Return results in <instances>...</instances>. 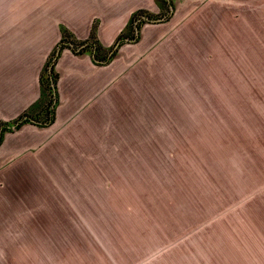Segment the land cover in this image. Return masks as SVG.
Segmentation results:
<instances>
[{
	"label": "rangeland",
	"instance_id": "obj_1",
	"mask_svg": "<svg viewBox=\"0 0 264 264\" xmlns=\"http://www.w3.org/2000/svg\"><path fill=\"white\" fill-rule=\"evenodd\" d=\"M224 1L136 58L97 162H0V264H264V0Z\"/></svg>",
	"mask_w": 264,
	"mask_h": 264
},
{
	"label": "crops",
	"instance_id": "obj_2",
	"mask_svg": "<svg viewBox=\"0 0 264 264\" xmlns=\"http://www.w3.org/2000/svg\"><path fill=\"white\" fill-rule=\"evenodd\" d=\"M171 1L175 9L168 20L145 21L139 33L134 26L126 30L123 44L112 56L133 14L139 10L157 17L164 14L157 0H0V22L4 23L0 28L4 40L0 45V122L17 120L40 98V74L62 37L60 26L84 46L89 44L86 50L64 48L55 63L58 102L53 122L29 121L9 128L0 142V162H97V126L104 118L100 112L105 108L111 112L106 117L112 118L114 102L128 106L130 96L145 94L134 90L135 85L140 88L146 72V65L135 62L136 58L152 53L158 63L163 53L174 54L183 46L177 42L178 33L189 34L197 8L220 2Z\"/></svg>",
	"mask_w": 264,
	"mask_h": 264
},
{
	"label": "trees",
	"instance_id": "obj_3",
	"mask_svg": "<svg viewBox=\"0 0 264 264\" xmlns=\"http://www.w3.org/2000/svg\"><path fill=\"white\" fill-rule=\"evenodd\" d=\"M157 1L159 2V4L162 5L163 11H164L166 9L165 8V0H157ZM142 14H145V15L150 16V17H155V16H153V14L147 12L146 10H139L138 12L133 14V16L129 20L125 30H123L121 32V34L119 35V38H123V36L126 34V30L131 31L134 18L136 16L142 15ZM142 23H144V21ZM142 23L139 24V26H141ZM60 29H61L62 37H61L58 45L56 46V47H59V50L57 52V48H54L53 51L49 54L47 61H46L45 65L41 71V74H40L41 96L37 100V102H35L31 107H29L27 110H25L23 112V114L21 116H19V118L17 120L12 121V123L18 122L17 127H19L23 123L29 122L30 119H34L35 123H43V122L52 123L54 120V108L50 109V107L53 104V100H54V92L53 91L55 90V92H56V82H57L58 75L55 71V64L53 65V67L51 69V73L48 71V65L54 56H57V58H58V56H60V54L64 48H69V46L66 45L65 42L71 41L73 43V45H75V47L83 43V41H79V40L75 39L72 36V34L70 33V31L67 28H65L64 26H60ZM95 29H96V23L93 24V28L91 31V37L95 36ZM71 49L73 51L76 50L75 48H71ZM86 49H87V47H84L82 50H86ZM56 53H58V54L56 55ZM51 78L53 79V82H54L53 86L51 85ZM55 96H56V101H58L57 100V92H56ZM55 106H56V103H55ZM10 123L11 122H8V123L0 122V127H2L3 125L10 124ZM8 131H10V129L8 127L4 126L2 129V132H1V136L3 137L4 133L8 132Z\"/></svg>",
	"mask_w": 264,
	"mask_h": 264
},
{
	"label": "water",
	"instance_id": "obj_4",
	"mask_svg": "<svg viewBox=\"0 0 264 264\" xmlns=\"http://www.w3.org/2000/svg\"><path fill=\"white\" fill-rule=\"evenodd\" d=\"M168 1H170L171 2V0H168ZM174 9H175V5L173 4V3H170L169 4V7H168V10H167V12L165 13V14H163V15H161V16H155V17H150V16H147V15H145V14H142V15H140L139 16V18L137 19H134V27L136 28V31L139 33V28H138V26H137V22L139 21V20H145V21H148V22H162V21H166V20H168L169 19V17L172 15V13H173V11H174ZM129 40H134V39H130V38H128ZM66 44H68L71 48L74 46L73 45V43H71V42H67ZM119 45H120V42H117V44L114 46V49H113V51L111 52V55H112V53H113V55H114V52H116V50L118 49V47H119ZM84 45H81V47H83ZM78 49H80V47H78ZM58 50H59V47H57V52H58ZM58 53H56V55H57ZM110 55V56H111ZM112 55V56H113ZM109 56V59L111 58ZM56 61H57V56H54L53 57V59L51 60V62L49 63V65H48V71L51 73V69H52V67H53V65L56 63ZM106 60H104V61H102V62H105ZM51 85L53 86L54 85V82H53V79L51 78ZM54 92V95L56 94V92H55V90L53 91ZM55 103H56V96H54V100H53V104H52V106H51V108H55ZM21 121V120H20ZM30 122H32V123H34L35 122V120L34 119H30L29 120ZM17 123L18 122H16V123H10V124H7V125H3L2 127H1V129H0V142H1V140H2V136H1V132H2V129H3V127L4 126H6V127H8V128H13V129H17L18 127H17Z\"/></svg>",
	"mask_w": 264,
	"mask_h": 264
},
{
	"label": "flooded vegetation",
	"instance_id": "obj_5",
	"mask_svg": "<svg viewBox=\"0 0 264 264\" xmlns=\"http://www.w3.org/2000/svg\"><path fill=\"white\" fill-rule=\"evenodd\" d=\"M170 3H172V1L170 2V1H165V10H164V14L167 12V10H168V7H169V4ZM139 16L140 15H138V16H136L134 19H138L139 18ZM145 22V20H139L138 22H137V26H138V28L140 29L141 28V26H139V24H141L142 22ZM148 22V21H147ZM135 24H134V20H133V25H132V29H133V26H134ZM131 29V30H132ZM123 37H125V36H123ZM130 37H134V34L132 35V36H130ZM120 40H118L117 42H120V45H119V47L123 44V38H119ZM67 42H71V41H67ZM67 42H65V44L67 43ZM72 43V42H71ZM66 45H68V44H66ZM81 45H83V43L82 44H80V45H78V46H76L75 47V45L72 47V48H75V49H78V47H80V49L79 50H82L84 47H87L88 48V46H89V44H87L86 46H83V47H81ZM69 46V45H68ZM69 48H70V46H69ZM58 75V74H57ZM55 96V95H54Z\"/></svg>",
	"mask_w": 264,
	"mask_h": 264
}]
</instances>
